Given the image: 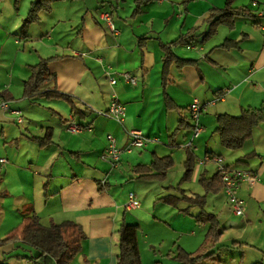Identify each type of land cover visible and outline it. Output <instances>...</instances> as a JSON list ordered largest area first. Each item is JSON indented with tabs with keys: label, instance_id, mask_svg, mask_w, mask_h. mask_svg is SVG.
Instances as JSON below:
<instances>
[{
	"label": "crops",
	"instance_id": "obj_1",
	"mask_svg": "<svg viewBox=\"0 0 264 264\" xmlns=\"http://www.w3.org/2000/svg\"><path fill=\"white\" fill-rule=\"evenodd\" d=\"M109 1L57 2L49 13H41L39 21L29 26L26 36L21 32L24 13H19L15 0L9 4L0 2L12 11L18 10L15 19L8 21L3 16L5 8L0 6V16L5 20L0 21V52H4L0 62H6L8 67L5 75H0V94H10L12 99L7 101L24 118L23 124H17L13 113L0 110V239L28 216L37 215L45 226L72 221L82 226L86 239L82 251L70 264H118L117 231L124 220L139 225L143 264H164L174 257L178 247L190 249L182 243L184 235L177 245L173 239L165 243L163 236L152 238L144 233L142 225L140 229L143 221L139 216L146 212L141 205L148 208L153 199L131 191L130 188H137L129 181L154 180L135 176V166L150 165L155 156L167 155H172L176 166L174 152L180 149L184 152L185 169V147L192 141L190 148L197 156L193 181L199 183L203 173L207 177L216 174L218 166L206 159L219 157L224 166L255 177L253 183L242 182L238 193L246 205V215L239 218H243L242 223H249L244 230L264 214V122L253 129L252 138L239 151L225 149L215 133L218 115L239 116L247 108L264 111V0H236L233 7H247L256 18L237 20L232 30L220 26L207 41L197 36L190 47L173 48L179 58L195 61L182 70L171 67L174 83L167 87V93L181 112L167 110L165 105L161 44L173 42L192 28H199V35L206 33L210 11L224 8L226 0H155L136 17H132L136 0H123L115 10ZM32 2L29 1V8ZM19 5L26 7L25 0ZM105 15H109L117 32L111 30ZM141 37L148 38L143 51ZM226 41L237 45L221 48ZM54 57L49 67L56 74V82L43 86L41 92L57 91L72 97L78 108L88 110L83 119L74 117L65 101L23 97L30 66ZM109 67L116 85L106 75ZM123 73L135 76L137 85L127 84ZM114 96L125 107L122 123L107 115ZM196 100L203 108L199 119L202 131L193 139L192 130L177 129L182 118L193 125L189 109ZM71 124L90 130L73 134L68 131ZM131 131L159 142L128 152ZM110 134L123 149L116 167L103 159ZM173 134L174 144L179 147L171 146ZM34 138L51 141L43 144ZM251 153L258 156L244 160ZM167 178L168 175L163 182ZM130 193H135L140 208L126 211ZM196 194L203 195V189ZM221 195L225 196L224 192L207 198L213 197L212 205L218 213H212L218 216L222 233L211 250L224 242L223 220L229 222L238 217L228 201L222 203ZM163 196L162 191L157 193L154 201ZM193 209L199 213L198 208ZM201 227L205 238L208 226ZM191 235L196 234L192 231ZM160 249L167 254L163 256ZM36 254V250L19 242L0 248V259L11 256L8 264H32L30 258ZM217 255L215 251L211 261H216ZM258 256L262 258L250 264H264V252Z\"/></svg>",
	"mask_w": 264,
	"mask_h": 264
},
{
	"label": "trees",
	"instance_id": "obj_2",
	"mask_svg": "<svg viewBox=\"0 0 264 264\" xmlns=\"http://www.w3.org/2000/svg\"><path fill=\"white\" fill-rule=\"evenodd\" d=\"M3 1V0H0ZM66 0H34L31 3L28 16L23 21L21 32L27 35L30 25L37 23L40 19L41 13H49L53 5L57 2ZM111 1V2H110ZM111 9L115 10L120 2L123 0H110ZM155 0H136L135 9L132 17L141 15L143 7ZM236 0H226L225 6L222 9H213L210 11V16L207 18L205 24L206 33L197 34L199 28L189 29L185 34L179 36L171 43L161 44V50L164 55L163 73H162V87L164 101L167 110H182L172 101L167 93V87L174 83V77L171 75V67L175 65L178 70L193 65L195 61L179 58L173 51L176 46L190 47L194 38L202 37L203 41H207L214 37L220 26H226L229 29L235 28V23L240 19L254 20L256 16L247 8H235L233 4ZM20 0H15V5L18 8ZM148 38H139L140 49L143 51ZM237 45V42L226 41L221 45V48L231 49ZM55 59H43L38 64L30 66V77L24 83L23 97L28 99L44 98L47 100H62L65 101L71 108L74 117L83 119L87 115L88 110L78 108L72 97L62 94L57 91L41 92V88L51 82H56V74L51 72L49 62ZM0 98L7 100L12 99V96L7 92L0 94ZM192 106V105H191ZM191 106L189 111H191ZM191 115V114H190ZM217 127L215 133L219 136L221 145L229 151H239L243 148L253 136V129L264 122V111L260 109L247 108L243 109L239 116L218 115ZM83 130L89 127L79 125ZM85 128V129H84ZM194 126L182 118L178 126L177 132L180 130H192ZM82 130V131H83ZM50 136V135H48ZM175 134L171 136V146L174 144ZM40 140L43 144L46 138H34ZM194 139V138H193ZM192 139V140H193ZM48 142L51 139L47 140ZM192 143V141L190 142ZM186 159L184 161V174L175 187L177 195L166 194L165 196L156 200L174 209H180L184 215H190L193 208H198L199 213L195 218L198 226H208L204 242L196 252H189L182 247H178L174 253L173 259L178 264H205L206 261H211L215 251L210 249L221 239L222 233L220 231L221 223L217 215L206 210L207 198L209 195H217L224 192L225 183L221 172H217L211 177H207L205 173L199 178V185L203 189L204 194L188 195L182 189V185L190 182L194 169L197 164V156L190 147H185ZM258 155L255 153L248 154L244 160H250ZM219 158V157H218ZM175 161L172 155L164 157L155 156L150 165H137L132 172L135 176L148 180L164 181L169 171L174 167ZM231 168L230 166H225ZM169 191L170 188H167ZM186 203V208H181V204ZM139 225L130 224L122 221L120 224L118 234V264H143L138 243ZM86 239V235L81 225L72 221H65L62 223L51 222L48 226L42 224L41 219L37 215L25 217L15 228L6 233L3 239H0V248L10 243L24 244L34 250L37 254L30 258L32 264H70L76 256L82 251V243ZM16 256L15 258H19ZM23 257V256H22ZM11 256H3L0 259V264H8ZM255 264H263L257 262Z\"/></svg>",
	"mask_w": 264,
	"mask_h": 264
},
{
	"label": "rangeland",
	"instance_id": "obj_3",
	"mask_svg": "<svg viewBox=\"0 0 264 264\" xmlns=\"http://www.w3.org/2000/svg\"><path fill=\"white\" fill-rule=\"evenodd\" d=\"M6 0L0 1L5 2ZM29 1L31 0H25L26 7L23 5H19L17 9H19V13H24L23 15V21L28 16L29 11ZM196 1V0H191ZM203 1V0H200ZM11 0L6 1L4 4H9ZM19 4H24V0H20ZM2 8H5V11H3V16L5 19L10 21L11 19H15L16 13L18 10H11L9 6L6 8L7 5H0ZM133 14V13H132ZM0 21H3L5 23V20L2 16H0ZM23 25V22L21 24V27ZM30 45V44H29ZM32 46V45H30ZM6 53V52H5ZM4 52H0V60L3 59ZM6 70H8V67L6 65V62H0V75L4 76L6 73ZM174 152V158L176 159V166L174 164V167L169 171L168 178L165 182L154 180L152 182H146V181H140V180H133L129 181V183L132 182V184L135 185L137 188V191L134 190V187L130 188L131 191L142 193V196H144L146 199L147 197L152 200V203L149 204L148 208L147 205L143 207L141 205V208L143 210H146V212H142L141 216H139V219H141L143 222L140 223V229L141 225L144 230V233L150 235L152 238H160L164 237L165 243H169L172 239L173 241H177V245H180V239L179 237L181 235H184V237H181L182 243L187 246V249H190L189 252H196L199 250L201 245L204 242V238L201 234V229L205 231L204 228L201 226H198L195 222V218L193 215L198 213L197 209H192L190 212V215H184L180 212V209H174L167 205L162 204L161 202H156L154 199L157 198V193L163 192L164 195L166 194H173L177 195L175 190V187L178 186V183L180 182V179L182 178L184 174L183 169V157L184 152L180 149L175 150ZM201 157V152H200ZM131 185V184H129ZM159 186L161 189L158 190ZM167 188H170L168 191ZM182 188L186 190V194L188 195H195L196 193H202V188L199 185L198 182L193 181V178L190 182H186L182 185ZM158 190V191H157ZM135 194V193H134ZM222 203H226V197L224 195L220 196ZM213 197H209V200L207 199L206 204V210L209 212H215L218 213L217 209H214L212 205ZM147 201V200H146ZM154 203L155 206L154 207ZM212 205V206H211ZM186 204H182L181 207H185ZM225 205H223L224 208ZM230 206V205H229ZM214 209V210H212ZM246 215V213H245ZM264 214L260 215L258 218L259 220L255 221L251 226L247 227L246 230L245 226L249 223H242L241 220L243 218L235 217L233 219H230L229 222L223 220V227L225 230H223V243H221L219 246H215L214 251H216L217 258L216 261H206V264H250L254 261H258L257 259L261 256H258L259 254H262L264 252ZM155 217H159L162 219V222L156 221ZM138 219V218H137ZM136 219V221H138ZM236 223V226H230V223ZM194 231L196 235H191V232ZM181 233V234H180ZM184 233V234H182ZM140 234V232H139ZM179 239V240H178ZM234 239L238 244L234 243ZM181 243V242H180ZM149 250V249H148ZM159 251V248L155 249ZM162 251V255L165 256L167 254L165 249H160ZM262 258V257H261ZM148 261L150 257H147ZM165 260H168L166 257ZM177 261H174L173 258L170 261H164V264H178Z\"/></svg>",
	"mask_w": 264,
	"mask_h": 264
},
{
	"label": "built area",
	"instance_id": "obj_4",
	"mask_svg": "<svg viewBox=\"0 0 264 264\" xmlns=\"http://www.w3.org/2000/svg\"><path fill=\"white\" fill-rule=\"evenodd\" d=\"M253 5L255 6L256 3H254ZM104 18L108 20L109 27L111 28V30L113 32H117V29L115 28L114 24L110 21L109 15H105ZM106 75L110 78L112 85L117 84V80L111 72V67H109V69L106 71ZM122 77L127 84H130L132 86L137 85V78L135 76H132L129 73H123ZM0 110L13 113L15 115V122L17 124H23L24 118L21 112L12 109L9 101L0 98ZM202 110L203 108L200 106L197 100L191 106L190 116L194 126L193 138L198 137L202 131L199 123L200 114ZM107 115L119 123L123 122V119L125 117V107L118 101L116 96L113 97ZM82 130V127H80L78 124H71L70 126H68V131L73 134L80 133ZM88 130H90V128H88ZM128 135L131 139L129 146L126 149L128 152H131L133 149L145 148L151 142H159V139L147 137L138 131H131L128 133ZM191 146L192 143H189L188 147ZM122 153L123 149L119 147L116 138L111 134L108 135L107 147L103 155V159L109 161L114 167H116L120 162ZM206 161H211L218 166V172H221V175L223 176V181L225 183L224 194L232 208L233 213L238 217L244 216L246 205L244 200H242L238 195L240 190V184L245 181L253 183V181H255V177H253L247 172L240 171L235 168H226L223 165L222 160L218 157L209 156ZM1 162L4 163L5 161L2 160ZM139 208L140 203L136 195L134 193H130L128 195L127 202L125 203L126 211H133Z\"/></svg>",
	"mask_w": 264,
	"mask_h": 264
}]
</instances>
